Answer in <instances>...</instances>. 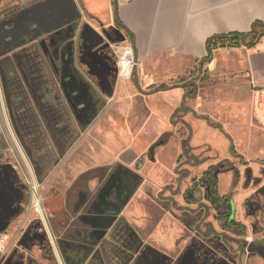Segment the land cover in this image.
I'll return each instance as SVG.
<instances>
[{
    "label": "crops",
    "instance_id": "0c3cea01",
    "mask_svg": "<svg viewBox=\"0 0 264 264\" xmlns=\"http://www.w3.org/2000/svg\"><path fill=\"white\" fill-rule=\"evenodd\" d=\"M22 1L42 2L44 10L54 9L60 14L72 12L85 25L87 35L122 34L128 37L126 41L130 40L140 64L131 81L120 83L116 90V108L100 123L105 130L99 131V142L91 146V168L80 178L90 175L91 180H100L102 177L91 206L94 215H110L120 210L116 223L123 218L120 217L122 212L126 213L128 225L133 228L130 236H124L125 243L129 242L127 237L139 243L131 253L130 264H162L159 258L171 251L176 232L172 230L171 222L167 233L158 232L166 225L162 218L149 217L145 212L144 203L149 197L143 194L147 191L160 194L173 188L179 175L177 166L188 159L206 155L212 148L222 152L221 161L228 163L231 160L264 159V146L258 142L261 136L264 137V29H259L252 41L247 39L245 46L215 50L209 58L207 52V42L213 37L249 34L254 23L264 25V0ZM84 49L86 53L92 52L93 56L87 57L89 64L97 61L102 72L111 74L100 57L94 56V47L90 49L85 43ZM61 64L58 84L46 62V71L56 89L51 93H56L63 102L73 127L75 124L86 127L97 117V108L102 103L100 96L90 93L87 86L73 75L68 57ZM9 74L16 85V113L21 121L24 119L13 129L25 145L36 176L41 180L68 150L61 153L62 131L54 134L51 124L43 121L33 102V92L25 88L21 74L14 71ZM5 85L7 87L6 81ZM67 97L71 105L65 100ZM6 98L8 105L9 96ZM8 109L12 116L9 106ZM48 115L50 119V112ZM133 125L141 127L135 139ZM118 128L129 129L128 141L108 162H95L97 151L109 132ZM153 147L155 157L145 159L147 150ZM169 147L175 152L169 168L164 170L161 167L165 161L160 153ZM198 151L200 154L196 155ZM201 184L200 180L194 182L191 191L196 192ZM186 200L191 199L184 197V202ZM61 212L51 219L63 253L68 256L69 250L74 251L78 254L74 264H89L115 226L97 240L99 244L94 253L85 254L63 238L71 222L69 216ZM141 218H144L142 223L133 221ZM153 220L155 223L149 229ZM0 221L5 222L3 218ZM97 231L93 229L96 234ZM147 247L163 254L149 262L144 252Z\"/></svg>",
    "mask_w": 264,
    "mask_h": 264
},
{
    "label": "rangeland",
    "instance_id": "374dc122",
    "mask_svg": "<svg viewBox=\"0 0 264 264\" xmlns=\"http://www.w3.org/2000/svg\"><path fill=\"white\" fill-rule=\"evenodd\" d=\"M37 4L22 0H0V66L2 65L4 69V79L7 83V95L11 103H8V106L13 112L10 116L0 72V174L5 166L10 167V186L17 194L15 200L17 204L7 215L5 222L0 221V264H74L77 261L75 255L78 254L76 252H70L68 249V256L63 253L60 247L61 243L55 237L51 216H56L63 211L69 218H73L66 235L63 236L67 239L66 243L68 244L71 241L82 240L80 234L87 231L82 222L90 227V230H93L87 224V221L90 220L89 217L94 215L92 207L89 206L87 213L88 207L76 214L72 213V209L81 190L84 189L90 197H95L97 187L101 183L102 177L100 180H91L90 175L80 177L91 168V146L96 141L99 142L101 136L99 131L105 130L100 123L106 120L116 108L118 99L114 98L115 92L120 83L125 82L118 77V57L115 47L123 45L128 37L104 32L103 36H98L99 38L96 34L87 35L85 25L81 24L78 18L73 17L72 12L67 11L66 14H60L54 9L44 10L42 2ZM33 43L38 44L34 45ZM40 43L47 50V60ZM69 43H72L70 51L66 50ZM85 43L90 49L94 47L92 49L94 56L100 57V60L108 66L111 74L102 72L97 61L89 64L88 58L93 55L91 51L86 53ZM25 46L28 47L18 50ZM13 52H15L13 59L6 58ZM65 57H68L73 75L87 86L90 93L100 96L102 102L97 108V117L90 125L83 128L75 124L74 129L63 102L56 93H51L56 89H54V83L46 71V62L51 67L55 80L60 84L61 63ZM12 71L21 74L25 88L33 92V102L43 121L51 124L52 132L57 134L62 131L61 153L68 150L62 158L53 163L48 174L41 180L36 176L25 145L18 139L13 129V126L19 127L24 119L21 121L16 113L18 107L15 97L16 85L14 82L12 83V76L9 74ZM114 71L115 73H113ZM109 76H111L110 80ZM132 76L126 81H131ZM57 90H59L58 86ZM45 92H48V95H45ZM65 100L67 101L69 98L67 97ZM68 104L71 105V102ZM48 112H50V119ZM13 116L15 120L12 119L13 123H11L10 117ZM60 123L63 125L57 126ZM139 126H132L133 139L137 138L141 131ZM128 135V128L126 131H123V128L111 130L97 151L95 162H108L112 159L121 145L128 141ZM258 142L264 146V137L261 136ZM174 152V148L170 147L161 151L160 156L165 161L161 169L169 168ZM199 154L200 151L196 152V155ZM148 156L155 157L154 147L147 150L145 159ZM222 156V152L219 153L218 150L212 148L206 155L202 154L197 158L188 159V162L177 166L176 171L179 175L173 188L165 189L160 194H157V191H147L143 194L157 205L156 207L148 199L144 203L145 212L149 217L162 218L166 225L159 228L160 234L167 233L170 222L174 232H188L191 237L200 231L218 230L214 222L215 215L208 213L203 205L205 203L204 188L200 187L197 190L198 203L191 205V210L184 209L186 207L184 192L191 191L193 183L202 178L203 171L207 168L214 170L222 163L224 164L221 167L225 166L227 162L221 161ZM245 162L246 166L242 165L239 160H231L229 163L234 167L230 170L223 169L221 173H218L216 178L218 195L231 199L235 208V217L245 227L246 241L264 240V159H246ZM33 194L37 195V199L34 196L35 202L32 207ZM5 198L10 199L11 197L5 194ZM36 205L40 207V210ZM197 212L199 214H196ZM125 215L126 213L122 212L120 217L123 218L116 222L109 238L99 248L89 264H123L121 261L125 251L138 247L139 243L137 240H133L134 238L130 240L127 237L129 242L125 243L124 236H130L133 228L128 225L129 222ZM196 216L202 217L205 224L197 225V222L194 221L190 226H187V221ZM144 218L133 219V221L142 223ZM155 220L150 222L149 229ZM49 230L53 236L54 247L49 237ZM177 237L173 239L174 242ZM148 243L152 244V241H148ZM230 243L232 249H228V254L235 264L237 255L232 250L236 248V241L232 239ZM97 244L99 243H95L94 247ZM205 248L209 250L208 247ZM173 250L174 243L169 252L171 253ZM144 252L149 262H153L155 256L163 254L162 251L160 255L148 247ZM119 256L121 259L118 258ZM83 258L80 259L84 260ZM196 258L200 259V255L197 254ZM244 259V264H262L261 261H253V258H248L246 255Z\"/></svg>",
    "mask_w": 264,
    "mask_h": 264
},
{
    "label": "flooded vegetation",
    "instance_id": "af4514ba",
    "mask_svg": "<svg viewBox=\"0 0 264 264\" xmlns=\"http://www.w3.org/2000/svg\"><path fill=\"white\" fill-rule=\"evenodd\" d=\"M73 17H76L75 14H73ZM66 34L69 35V33L67 32ZM40 45L44 51L45 59H47V50L41 43ZM66 50L69 51L72 50V43L67 45ZM15 52H13L10 56L6 58L13 59V55ZM0 72L3 81L2 82L3 88L5 94L7 95L2 65L0 66ZM92 105L94 106L95 103L92 102ZM11 123H13L12 120ZM240 163L244 166L247 165V163L244 161H240ZM222 164L216 166L214 170L210 168L205 174L202 175V178L200 179V181L202 182L201 186L204 188L203 197L205 203L203 205L208 213H213L215 215L214 222L218 230H213V232H211L210 230H207V232L200 231V233H197L193 237H191L188 232L183 233L178 231L176 233L178 234L176 235L178 237L176 241L173 242L174 243L173 252L164 253V256L159 258V261L162 264H233V261L231 260L228 254L229 253L228 249H232V244L230 243L232 239L236 241V248L232 250L233 253L237 255V261L235 264H244L245 255L248 256V258L249 257L253 258V261H257V262L261 261L262 264H264V240L246 241L244 237L245 227L241 222H239L236 219L235 208L231 199L229 197H220L218 195V188H217L218 185L216 180L218 173H221L223 169L230 170L234 167L231 163L228 162L226 163L225 166L223 165V167H221ZM10 172H11L10 167L5 166L2 174H0V219L3 218L4 220L7 217V215H9L11 210H13L15 204H17V202H15V200L17 199V194L10 186ZM214 182L216 183V188H217L216 194H214L211 191V184ZM198 189L199 188H197L196 190ZM81 192L85 193L86 200L80 210L88 207V210L86 211L87 213L89 212V206L91 207L95 198L90 197L85 191H81ZM5 194H8L11 198L6 199ZM184 197L187 199L188 198L191 199L185 201L186 207L184 209L186 210L187 209L191 210L190 206L198 203L197 199L199 195L197 194V191L195 192V190L188 191V193H184ZM6 210L8 211L6 212ZM72 213H73V209H72ZM196 214H199V212H197ZM69 220L70 222H72L73 218L72 219L69 218ZM194 221L197 222L196 223L197 225L205 224L204 223L205 220L203 221L202 217L199 218V216H196L190 219V221H187L186 225L190 226L191 222ZM87 222L89 223V221ZM109 223H110V218L108 217L101 218L97 221L92 222V224L97 225L98 227H100V229L106 230V235L108 233V230L111 228V226L116 225V223L113 222L108 227ZM82 224L84 225V229L86 228L85 230L87 231H84L82 232V234H80L82 235L81 241L75 240L72 241L71 244L74 249L78 251H85L86 252L85 254L87 253L89 254L93 252L95 248L94 247L95 243H97V240L99 238V234L98 233L96 234L95 232H93V230H90V227L86 226L85 223L82 222ZM48 228L49 226L47 225V229ZM101 244L103 245V241ZM205 247H208L209 250H207ZM132 251L133 250L125 251L123 260L121 261L123 262V264H130L133 257V254H131ZM197 254L200 255V259L196 258ZM118 258H120V256ZM154 260L157 259L155 258Z\"/></svg>",
    "mask_w": 264,
    "mask_h": 264
},
{
    "label": "trees",
    "instance_id": "16d2710c",
    "mask_svg": "<svg viewBox=\"0 0 264 264\" xmlns=\"http://www.w3.org/2000/svg\"><path fill=\"white\" fill-rule=\"evenodd\" d=\"M259 29H264V25L262 23H254L252 26L251 33L249 34H228L225 36L213 37L207 42V52L208 58L210 54L219 49H233V48H240L242 46L247 45L246 40H253L254 36L258 33ZM4 76V75H3ZM5 78V76H4ZM5 81V79H4ZM5 94V98H6ZM7 99V98H6ZM211 191L216 194L217 188L216 183L211 184ZM55 233V231H54ZM56 236V235H55Z\"/></svg>",
    "mask_w": 264,
    "mask_h": 264
},
{
    "label": "built area",
    "instance_id": "2783aa9c",
    "mask_svg": "<svg viewBox=\"0 0 264 264\" xmlns=\"http://www.w3.org/2000/svg\"><path fill=\"white\" fill-rule=\"evenodd\" d=\"M115 52L118 57V77L121 81L129 80L135 68L140 64L134 55V49L130 40L126 41L123 45H117Z\"/></svg>",
    "mask_w": 264,
    "mask_h": 264
},
{
    "label": "water",
    "instance_id": "95a60500",
    "mask_svg": "<svg viewBox=\"0 0 264 264\" xmlns=\"http://www.w3.org/2000/svg\"><path fill=\"white\" fill-rule=\"evenodd\" d=\"M200 187H202V186H200ZM198 192V191H197ZM85 193H83V192H80L79 193V196H78V199H77V201H76V203L74 204V206H73V213L74 214H76V213H78L79 212V210L81 209V207L84 205V203H85ZM120 213V210H117L116 212H113V213H111L110 215L109 214H105V215H93V216H91V217H89L90 218V220H89V223H87V224H89L91 227H92V229H96V230H98L97 232H98V234H99V240L100 239H102L105 235H106V230H103V229H100V227H98L97 225H94V224H92V222L93 221H97V220H99V219H101V218H105V217H108V218H110V223H109V225H108V227L113 223V222H115V220H116V215H118ZM102 214V213H101ZM104 214V213H103ZM107 227V228H108ZM49 237H50V240H51V243H53L52 245H53V247H54V240H53V236H52V234H51V230H49ZM60 262V261H59ZM60 264H62V263H60Z\"/></svg>",
    "mask_w": 264,
    "mask_h": 264
},
{
    "label": "bare ground",
    "instance_id": "6f19581e",
    "mask_svg": "<svg viewBox=\"0 0 264 264\" xmlns=\"http://www.w3.org/2000/svg\"><path fill=\"white\" fill-rule=\"evenodd\" d=\"M75 82V81H74ZM79 91V90H78ZM76 94V93H75ZM34 196H35V198L37 199V195H35V194H33V196H32V207H33V203L35 202V199H34ZM37 206V209L38 210H40V207L38 206V205H36ZM42 212V211H41ZM41 216L43 217V214H41Z\"/></svg>",
    "mask_w": 264,
    "mask_h": 264
}]
</instances>
